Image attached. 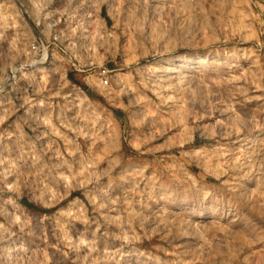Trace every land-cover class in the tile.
Segmentation results:
<instances>
[{
  "label": "rangeland",
  "instance_id": "374dc122",
  "mask_svg": "<svg viewBox=\"0 0 264 264\" xmlns=\"http://www.w3.org/2000/svg\"><path fill=\"white\" fill-rule=\"evenodd\" d=\"M0 264H264V0H0Z\"/></svg>",
  "mask_w": 264,
  "mask_h": 264
},
{
  "label": "built area",
  "instance_id": "2783aa9c",
  "mask_svg": "<svg viewBox=\"0 0 264 264\" xmlns=\"http://www.w3.org/2000/svg\"><path fill=\"white\" fill-rule=\"evenodd\" d=\"M45 48V46H43L40 43H35L32 44L31 46V52L34 53H39V52H43V49ZM39 55V54H38ZM39 62V60H34V61H27L25 60L24 62H20L16 67H13L10 73V76L14 77L12 79H15V75L17 74V72L20 73H28L29 71H33V69L35 68V64ZM98 74L101 77V80L104 79V84L107 85L109 82V73L108 70L104 67L99 68V72Z\"/></svg>",
  "mask_w": 264,
  "mask_h": 264
},
{
  "label": "bare ground",
  "instance_id": "6f19581e",
  "mask_svg": "<svg viewBox=\"0 0 264 264\" xmlns=\"http://www.w3.org/2000/svg\"><path fill=\"white\" fill-rule=\"evenodd\" d=\"M140 2V1H139ZM174 63V62H173ZM176 71V70H175ZM186 71V70H185ZM168 74V73H167ZM184 75H182V77H183ZM247 171V170H246ZM156 220V219H155ZM153 222H154V219H153ZM158 224V223H157ZM160 225V224H159Z\"/></svg>",
  "mask_w": 264,
  "mask_h": 264
}]
</instances>
